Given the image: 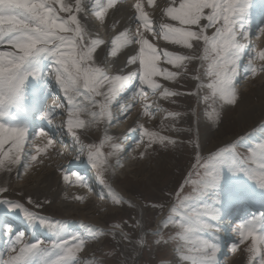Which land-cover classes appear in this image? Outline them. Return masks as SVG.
Masks as SVG:
<instances>
[{"label": "snow or ice", "instance_id": "6c2138e0", "mask_svg": "<svg viewBox=\"0 0 264 264\" xmlns=\"http://www.w3.org/2000/svg\"><path fill=\"white\" fill-rule=\"evenodd\" d=\"M116 0H95L89 5L88 0H75V4L65 3V0H0V166L17 165L25 154V145L28 141L29 130L25 126L11 125L5 122V116L10 115L11 110L21 105L24 100V90L29 79H37L43 75L38 69V63L44 57L50 62L48 77L53 79L63 93L64 103H58L55 107L64 108L67 105V132L72 135L76 145L80 138L74 131L75 128H83L85 121L80 119V112L91 105L100 111L91 112L93 121L97 117L103 118L107 111V119L112 121L111 106L127 89L132 88V98H141L144 102V115L154 116L156 111H165L166 119L172 122L171 132H190L191 128L181 129L180 123L184 121L188 113L178 110H168L148 104L149 90L152 95L159 93L160 98L167 101L171 106H177L181 98L191 99L196 97L198 107L191 109V115L199 118H207L214 123H223L221 113L217 111L219 105L228 111V107H238L241 98L235 87V80L239 74L240 61L244 56L246 45L241 39L247 40L249 33L245 22L251 8L250 0H171L163 10V15L168 22L153 26V21L144 11L141 0L134 5L135 21L142 25L144 32L152 34V37H162L172 46H178L177 50H161L144 32L129 35V29L121 31L110 41V50L107 55L119 59L124 55L121 49L129 45H138V49L131 48L125 60L128 65L127 74L108 75L105 70L97 66L98 49L106 45L102 39H86V30L81 23L78 14L87 12L89 6L96 18L105 21L107 10L114 7ZM149 5L153 0H148ZM61 13L67 14L66 16ZM211 32V34H209ZM264 32V29H261ZM203 45V55L198 54V48ZM119 54V55H118ZM260 60H264V51L258 54ZM254 57L249 56L245 66V74L255 75L257 68L253 66ZM208 61L204 75L208 78L205 84L195 62ZM192 65V67H189ZM259 71L264 72V67ZM190 76L191 87L195 91L181 92L177 90L181 81L189 84L185 77ZM210 90V92L208 91ZM102 97L103 99H97ZM203 102L204 109L199 111V103ZM86 102V103H85ZM121 110L130 109L131 105H120ZM54 108L48 107L44 111L43 119L51 123ZM126 118V117H125ZM142 133L141 142L144 151L141 158L147 156L148 150L154 146L167 151L169 148L176 149L184 145L179 138L170 135H162L159 131H150L140 126ZM38 136L47 135L41 130ZM146 138V140H145ZM239 136L232 141L223 142L224 146H218L208 155H202V142L200 133L197 141L191 143V151L194 153L195 162L190 165V170L183 175L172 191L162 193L164 199H154L156 203L151 210L165 207L163 201L168 202L171 214L179 219L175 221L179 238L190 242L193 235L215 229L211 221L216 215L215 206L208 208L204 201L195 206L193 202L203 196L209 189L217 188L223 180L225 170L234 174H244L264 189V143H257L249 149L247 155L237 151V145L243 140ZM52 144V140H48ZM119 147V145H115ZM44 149H37V154ZM83 151V148H80ZM122 152L123 149L121 148ZM32 161L37 160V155H32ZM102 153L94 145H89L88 160L96 169L97 178L102 186H107L105 173L108 171V160L101 161ZM259 161V167L254 168L251 162ZM9 171L11 168L9 167ZM64 181L69 180L68 174L63 176ZM77 180H83L77 176ZM186 189H190L186 192ZM7 189H0V193H6ZM108 195L112 197L116 205L128 204L129 209H135L132 201L117 196L108 186ZM173 197L175 199H173ZM152 199V198H149ZM0 203L8 205L9 211H19L30 223L38 222L55 233L61 231V222L46 219L29 211L24 205L10 200H0ZM29 204L36 208L41 204L33 202ZM145 216L139 220L133 219L129 224L122 221L113 225L110 232L89 229L87 237L73 235L70 239L59 237L47 244L43 240L27 242L23 232L17 233L11 240L5 254H0V264H79V254L87 246L88 239L99 242V238L111 235L112 240L120 236L122 242L133 245L136 250L143 251L146 243L140 236L141 232L147 236L148 228L153 222V217L147 215L149 208L144 206ZM127 211V210H125ZM171 217H169V220ZM258 223L264 227V216L259 221L256 217L241 222L237 226L240 236L238 243L231 245L235 252L239 244L250 241L246 251L250 262L258 261L264 264V231L258 228ZM163 227H169L168 220L162 222ZM127 229V231L125 230ZM10 233L11 229H7ZM98 233V235H97ZM159 234V229L155 230ZM159 244L160 241H157ZM167 243V241H164ZM194 255H185L183 260H191L192 264H216L215 257L219 252L216 243L207 240L197 241L196 245L189 249ZM115 253L111 261L101 259L97 264H136L135 261L124 259ZM131 257V252L124 253Z\"/></svg>", "mask_w": 264, "mask_h": 264}, {"label": "rangeland", "instance_id": "374dc122", "mask_svg": "<svg viewBox=\"0 0 264 264\" xmlns=\"http://www.w3.org/2000/svg\"><path fill=\"white\" fill-rule=\"evenodd\" d=\"M122 1L126 3V1L130 2L132 0ZM167 1L168 0H154V3L152 5L145 4V8L148 10L147 12H150L151 16H154L150 19L153 21V26L156 28H158L159 24L168 22V18L165 19V16L161 15L163 14L161 8L163 10V6L166 7V5H168L169 1ZM250 3V12L245 22V26L248 30L249 36L246 41L243 39H241L240 41L241 43L247 45V49H245L247 50V52L244 53V59H241L240 61L239 69L241 72L242 70L243 72H245V66L248 63L249 56L254 57V59L252 60V64L257 68V73L254 76H252L250 73L244 75V78L242 79V81H244L241 85V93H247V89L249 88L254 89L252 103H255L259 101L258 99L260 98V95H264V83H262L264 80V72L259 71L261 67H264V60H260L258 56L259 52L264 51V32H260L261 29H264V11H262L261 9L259 13H255L257 15L259 14L261 17L258 18L253 24L251 22L254 17H251V14L254 11L256 12L258 6H260L261 4L264 5V0H250ZM61 15L66 16L67 14L61 13ZM131 19H134V21L132 23H129L126 27V29L130 30L129 35L133 36L137 32H143L142 25L135 21V10H133ZM83 22L84 20L81 21V23L86 30V39L99 38L107 42L106 45L102 46L103 55H101V57L97 59V66H100L103 69L109 67L110 69L105 71L108 75L127 74L129 66L126 65L125 61L123 65L120 66L119 59L107 55V52L110 50L111 39H113L117 35V31H119V21L111 23L106 28L97 26L95 28V32L92 31V29L88 28L87 24ZM252 28H255V30L253 31ZM258 32H260L261 34H258ZM209 34H211V32H209ZM258 35H261L260 37L262 39L260 38V41H262L257 52L255 51V37H258ZM150 40H152L151 42L161 50H163L164 48H167L170 51L174 50L172 48H169L167 44H165V46L161 44L160 46L159 43L161 41H164L162 37H151ZM252 40H254L255 42ZM252 46H254L255 48ZM133 47L138 49L139 46L129 45L126 47V49L129 50ZM197 51L198 54L203 55V45H201ZM40 61L43 63V68L41 71L43 72V75L41 76L45 78V76H47L46 74L49 71L51 62L47 57H44ZM207 63L208 61H204L203 67H200L201 61L195 62L196 67L198 68V74L201 75L205 84L208 82V78L204 75ZM189 67H192V65H189ZM185 80H188L189 84L185 85L184 82L181 81V86H178L177 90L181 92H187L189 90L195 91L196 89L194 87H191V83L194 82L191 81L190 76L185 77ZM133 91L134 90L132 89L127 100L125 102L121 101L122 103L120 104L131 105L130 109L122 111L120 106L115 107L114 104H112L110 111L113 119L111 122H109L107 119V111L105 112L103 118L97 117L96 120L93 121L90 113L93 111L99 112L100 109L98 107L93 108L91 105H87V107L80 112L79 118L84 120L88 124H92L93 130L90 132L85 131L84 128H80L78 130V133L76 134L80 138L79 145H76L73 137L67 135V132L63 127L64 125H66L65 119L67 116V105H65L64 108H59L60 111L58 113H55V115H53L51 118V123H48L50 124V126H53L54 124L52 123L55 122L58 128L53 129V132H49V129H43V131L46 132L48 136L51 134V140L52 136H54L53 138H55V145L57 144L61 148H64L63 150L66 153L60 154L62 160L65 156L71 157L75 153H77L78 155V160L73 165H69L68 167H61L59 170L61 172L63 171L64 174H68L69 176V180L67 182L63 181L66 186V194H71L68 191L71 185H74L75 188L82 187L80 186V182H77L78 176L83 180L84 186L87 187L90 193H93L96 201H92V203L90 199H88V197L81 199V201L80 199L75 200L74 198H68L60 200V202L57 201L56 204L60 203L61 207L56 208L52 204L50 198H47L46 193H44L42 190L36 192L35 189H30V187H38L44 185L45 182L42 183V181L40 180H43V175H45L48 171L55 172L49 162H47L46 164L42 163L44 161H48L49 158L44 159L43 157L45 156H43L40 160L37 158L39 162L36 163L37 160L32 162L31 157L27 155L28 151L26 152V148L27 150L31 149V154L36 152L35 144L37 140L32 139L30 143L25 146V154L22 157H25V159H23V161L16 166V169L20 168L21 170H23L24 168H26V171H29L31 169L30 171L34 176L35 181H32V184H29L28 186L23 188L22 186L20 187V184L23 183L22 177L20 176V174L18 176L15 175L14 179L12 180L11 187H5L6 189L8 188L7 192L0 193V200H10L20 203L24 205L26 209L36 213L38 216H43L46 219L52 221H60L62 228L60 233L57 234L53 230L40 225L38 222L30 223L18 210L9 211L7 204L0 203V218L8 225L6 227L4 226L5 233H7V229L10 228L12 229V235L9 233L11 238L15 237L17 233L23 232L25 234V240L29 243L35 242L36 240H43L47 244H50L51 240L49 237H44V233L41 231H45V233L54 237L66 235L67 238L65 239H70L73 235L87 237L89 235V229L110 232L113 229V225L119 224L122 221H127L129 224H131L133 219H141L145 216L144 206H147L149 208L147 215L153 217V222L148 228L147 236H145L144 232L140 233V236L143 237L146 241L143 251L136 250V248L133 247V245L137 244V241L134 240L131 244L122 242L119 235H117L116 240H112L111 235L99 238V242L94 239H88L86 248L79 254V264H97V261L105 258L107 259V261H111L115 253L121 252V248H123V252L120 255L121 261H123L124 259H130L131 261H135L136 264H192L191 260L185 261L182 259V257L185 255H194V253H192L189 249L195 246L197 241L207 240L209 242L216 243V246L218 247V244H220L219 240L220 238H223L222 236L224 235V226L226 224V221L228 220L226 215L232 210V206L234 205L232 204L231 207L224 209L223 206L226 201L223 200L222 197L224 195L230 198L231 194L234 193L240 195V197L244 196L245 198V195L249 194L250 191L255 188V186H251V183H253V181L246 175L234 174L225 170L223 174V180L218 184L217 188L209 189L203 196L199 197L196 201L193 202L192 206H195L201 200L204 201L205 205L208 208H212L213 206H215L216 215L212 220L215 224V229L212 231L205 230L198 235H193L190 242H185L179 238L180 233L177 232L175 225V221L179 218L170 213L167 201H163L165 203V207L162 210L157 207L153 211L151 210V206L156 203V200L154 199H164L162 195L163 192L166 193L168 191L174 190L181 177L183 175H186L187 171L190 170V165L195 162L194 153L191 151L193 145L188 142L189 136L192 138V141L195 142L197 141L198 135L200 133L201 142L202 145H204V147L202 146V155L205 156L208 155L210 150L214 151L216 147L224 146L223 142H225L224 139L226 137L230 136L231 138L227 141H232L236 139L238 135L243 136V140L237 145V151L239 153L247 155L249 153V149L254 148L257 143H264V118L260 122L255 123L253 124V126L246 129V127L238 124L239 122L236 119L232 118L235 115V107L226 106L228 107V111L225 112L223 108L217 105L216 109L221 113V119L223 120V123H214L212 120H208L206 117L203 119H198V117L191 115V109L189 108V105H191L192 109L198 107L196 97H192L191 99L181 98L180 100H178L177 106L173 107L167 101L162 100L159 93H157L156 95H152L149 90L146 102L152 105V110H154L158 106L161 109L178 110L188 113V115L185 116L184 121L180 123L179 127L181 129H188L190 127L191 131L181 132L178 136L177 133L170 131L172 122L170 119L165 118V111H156L154 116H145L143 114L144 102L139 97L133 99ZM208 91L210 92V90ZM55 94L56 98H54ZM53 96L55 101L52 99L50 102H56L57 104L64 103L63 93L59 88H57ZM56 99H58V101H56ZM97 99L102 100L103 98L98 97ZM118 100L119 97L117 98V101ZM203 109L204 105L201 101L199 103V111L202 113ZM118 111H120V113H118ZM118 118L119 120H116ZM141 125H143L144 128H147L150 131H159L162 135H170L174 139H182L184 141V145L176 149L169 148L167 151L160 148L159 146H154L153 149L148 150L149 154L147 156L141 158L140 153L144 151V144L141 142ZM98 126H100V128ZM107 127L113 128L111 130L117 133L110 136L106 135L105 130ZM216 129L219 133L214 135L213 132ZM127 135L131 136L130 139L132 140V142L130 144L128 152L120 154V145L125 141V137ZM31 144L34 145L32 147L33 149L29 147L32 146ZM124 144L125 142L123 143V149ZM89 145H94L95 148L99 149V151L102 153V156L100 158L101 161L105 158L108 160V171L105 173L107 186H102L99 183L96 169L92 167L89 160L85 159V157L88 158L89 156ZM115 145H119V147H115ZM80 148H83V151H80ZM50 153L46 152L45 154H47V156H50ZM83 162L87 163L88 165L85 167H79L77 163ZM27 164H31L32 166L35 164L34 166H36V169L32 171V167ZM256 165L259 166V161L251 162L252 167L256 168ZM75 171L77 173H74ZM149 172L152 173L151 177L148 176ZM248 182H251L250 185ZM231 183H233V190H230ZM58 184L59 180L57 182V185ZM108 186L112 188L113 192H115L117 196L123 197L126 201L130 199L132 203L136 205L135 209H129L128 204H114L112 197L108 195ZM238 186L239 189L235 190V188H238ZM9 188H13V190H9ZM189 190L190 189H186V192ZM29 198H31L33 202L41 204L42 207L36 208L34 204H29ZM173 199L175 198L173 197ZM86 202H89V205L83 210L82 206H84ZM66 205H69L70 208L68 207L69 209H66ZM73 206L74 208H72ZM263 210L264 208L261 211L263 212ZM79 212H82L83 216L87 219H81V217L78 215ZM57 215H65L66 218H57ZM169 217H171L170 220ZM11 218L14 219L11 222L14 224L9 223L8 220H11ZM92 219H95V222H93L94 220ZM165 220H168L169 223V227L167 228L163 227L162 225V222ZM25 223L33 226H31L29 233H27L29 230L25 227ZM157 228L159 229L158 235L155 234V230ZM125 230L127 231V229ZM32 231L34 232L33 236H35L33 238ZM225 240L228 241V239ZM239 240L240 238L231 241H233L232 243H238ZM157 241H160V243L158 244ZM164 241H167V243H164ZM248 242L250 241H247L244 244H239V247L235 252L231 250V243H229L228 249L230 251H227V253L223 255L218 264H225L226 261L231 260L232 258L237 256V254L246 246ZM127 252H131V257L125 256L124 253ZM4 253H6V251ZM242 264H258V261L250 262L248 254L247 259Z\"/></svg>", "mask_w": 264, "mask_h": 264}, {"label": "bare ground", "instance_id": "6f19581e", "mask_svg": "<svg viewBox=\"0 0 264 264\" xmlns=\"http://www.w3.org/2000/svg\"><path fill=\"white\" fill-rule=\"evenodd\" d=\"M168 1L167 2L169 4L171 2V0H168ZM136 2H137V0H132V1L126 2L124 4H120V3H116L115 2L114 7L107 10V15H106V18H105V21L104 22H98L99 19L96 18V17H94L95 14L92 11L91 7L87 10V12L80 13L78 15H79L81 21L84 20L85 24H87V27L90 28V29H92V31H94V32H95V28L97 26H99V27L102 26L103 28H106L111 23H114V22L119 21V24H118V30L119 31H117L118 32L117 35H118L121 31H125V29H126V27L128 26L129 23H132L134 21V19H131V16H132L133 10H135V8H133V7H134V5H135ZM65 3L73 4L74 5L75 4V0H73V1L72 0H65ZM92 3H95V0H91V4ZM141 3H142V6L144 8V11L148 14V16L150 15L149 18H151V17L153 18L154 16L153 15L151 16V13L149 12L150 13L149 14L147 12L148 10L145 8V4H147V5L149 4L148 3V0H141ZM167 6L168 5H166V7ZM163 7L165 8V6H163ZM261 9H262V11H264V5L263 4H261L260 6H258V8H257L258 12ZM163 10L161 8L162 13H163ZM161 15H163V14H161ZM254 16H255V11L251 14V17H254ZM166 18L167 17L165 16V19ZM258 18H259V16L256 17V20ZM256 20L254 19V22H251V21L250 22L253 24V23H255ZM254 30H255V28H253V31ZM143 32H144V29H143ZM260 32H258V34H261ZM144 34L147 35L151 39L152 36H151L150 33L144 32ZM260 36L261 35H258V37H255L256 39L254 38L256 42L254 40H252V41H254L256 43V45H255L256 48L254 46H252V47H254L255 48V51H257V52H258V48L260 46V43L262 41V40L260 41V38H261ZM262 37H263V35H262ZM96 38H98V37H96ZM159 44H160V46H161V44L164 45V46H165V44H167L169 46V48H172L174 50H177V48H178V46H172V45L168 44L166 41H161ZM129 50L126 49V48L125 49H121V52H123L124 55H119L118 54L119 55L120 66L123 65V63H124V61H125V59L127 57V53H128ZM245 52H247V50H245ZM101 55H103V47L102 46L98 49V57H97V59H99L101 57ZM242 59H244V56H243ZM109 69H110L109 67L104 68L105 71H107ZM244 75H246L245 72H243V70L241 72L240 69H239V74H238V76L236 77V80H235V87H236V90H237V92H238V94H239V96L241 98V102H240V104H239L238 107H235V109H236L235 115L232 118L236 119L239 122L238 124H241V126L246 127V129H248L249 127L253 126V124L260 122L264 118V95L263 96L260 95V98L258 99L259 101L255 102V103H252L254 89L249 88V89H247V91H248L247 93H241V85H242V83L244 81V80L242 81V79L244 78ZM45 81H46V83L43 84V85H41L42 84L41 80L39 78L37 79L36 83H38L39 86L35 90V92H36V94L41 95V96L45 93L44 94V97H46V99L47 98H53L54 97L53 96V94H54L53 93V89H57V88H59V86H57L56 85V82L53 79H51L50 77H48V75L46 76ZM50 82H54V85L52 87L49 86V83ZM262 83H264V80H263ZM47 84H48V87H47ZM263 86H264V84H263ZM131 90H132V88H129L121 96H119V100L116 101L115 103H113L114 106L115 107H119L122 102H125L127 100L128 96H129V93H130ZM50 104L51 105L48 106V107L54 108V112L52 114V116H53V115H55V113H58L60 111V109L57 108V107H55L57 105L56 102H50ZM118 113H120V111H118ZM52 116H51V118H52ZM119 118L116 119V120H119ZM39 119L41 120V124H40L41 126H40V128H42V129H38L36 132H33V135L35 133H38L41 130L45 129V127H47V126H49V132H53L54 131L53 129L58 128L57 125L55 124V122L52 123V124H54L53 126H50V124H48L49 123L48 120L43 119L42 115L39 117ZM67 119H68V114H67L66 119H65V124L66 125L63 126L66 132H67ZM89 124L85 122V126L83 127L85 129V131H87V132H90V131L93 130L92 129V126L93 125L92 124L89 125ZM98 127L100 128V126H98ZM101 127H102V125H101ZM79 129L80 128H75L74 131L76 133H78V130ZM111 129H113V128H108V127L106 128V130H105L106 135L110 136V135H113V134H116L117 133V132L115 133V131H113ZM246 129H243V130H246ZM116 131H117V129H116ZM213 133H214V135H216L219 132L216 129V130H214ZM220 133H221V131H220ZM67 135L70 136V137H72V135L69 134L68 132H67ZM130 137H131L130 135H127L125 137L124 149H123V143L124 142L120 145V149L122 148L124 150L122 152L120 151V154L121 153L123 154V153H127L128 152L129 147H130V144L132 142V140L130 139ZM230 138H231L230 136L229 137H226L224 139V141H227ZM35 139L37 140L36 141V144H35V146H36V152L33 153L32 155H37V158L39 160L43 156H45V157H43L44 159H48L49 158L48 161H44L42 163L46 164L47 162H49L51 164V167L54 169L55 172L48 171L45 175H43V180L42 179L40 180V181H42V183L45 182V184L44 185H41V186H38V187H30V189H35L36 192H39L40 190H42L44 193H46V197L47 198H50V200L52 201V204L56 208H60L61 207L60 206V203L59 204H56L57 201L60 202V200L68 199V198L69 199L70 198H74L75 200L80 199V201H81V199L88 197V199H90L91 202L92 201L95 202L96 201L95 200L96 199L95 196L93 195V193L92 194L90 193V191L87 189L86 186H84L83 183H80V186H82L81 188H75L74 185H71L73 187L70 186V188L68 190L71 194H68V195L66 194V191H65L66 190V186L63 183V181H64L63 176L65 174H64L63 171L61 172L59 170H60L61 167H68L69 165H73L78 160L77 153H75L71 157L65 156L63 158V160H62L61 157H60V154L61 153H66L63 150L64 148H61L57 144L55 145V143L53 144V142H52L51 145H49L48 144V140L51 139V138H50V136H48V134L45 135V136H39V138H38V135H36ZM30 140L28 138V141H27L26 145H28L30 143ZM52 141H53V139H52ZM60 144H62V143H60ZM202 146L204 147V145H202ZM37 149H44V151L39 152V154H37ZM47 150H50L51 153H50V151H47ZM27 151L29 153L31 151V149H28L27 150V148H26V152ZM46 152H49L50 153V156H47V154H45ZM22 157H23V155H22ZM22 157H21V162L23 161V159H25V157L24 158H22ZM38 159H37L36 163L39 162ZM85 159L88 160L87 157H85ZM32 162H34V161H32ZM83 163H77V164H78L79 167H81V166L82 167H85V166L88 165L87 163H84V164ZM257 164H258V162H257ZM17 165H8L7 162H6L5 165L0 166V189L1 188H5V187H11V183H12V180L14 179L15 175L18 176L19 174H20V176L23 179V183L20 184V187L22 186L23 188H25L29 184H32V181L33 182L35 181V178L32 175V172L30 171L31 169L29 171L28 170L26 171V168H24L23 170H21L19 168L20 169L19 170V169H16V166ZM27 165H30V167H32V169H33L32 171H34L36 169L35 168L36 166H34L35 164L33 166L31 164H27ZM116 165H119V164H116ZM9 167L11 168L10 171L8 170ZM258 167L259 166H257L256 168H258ZM76 171L74 173H77ZM57 173H58V175H57ZM151 175H152V173L149 172L148 176L151 177ZM58 180H59V184L57 185ZM77 182H79V181H77ZM250 183H249V185H250ZM232 184L233 183H231V185L229 184L230 185V190H233V185ZM251 186H253V187L255 186V188L252 189V191H250L249 194L245 195V198H244V196L240 197V195L234 194V193L231 194L230 198H228V197H226L224 195L222 197V199L226 201L224 203V206H223L224 209H227V208L231 207L232 204H234L232 206V210H233V208L235 206H237L239 204H243L244 203V207H243V210H241V208L239 209L240 210V214L238 215V218L237 219H232L231 220V216H229L228 217V220L226 221V224L224 226V231H223V234L224 235L222 236L223 238H220V240H219L220 244H218L219 252L216 255V257L214 258L215 261H216V264L219 263L220 259L223 257V255L225 253H227V251H230L228 249L229 243H231V245L234 244V243H232L233 241H231V240L240 238L239 233L237 231V226L241 222H246V221L252 219L250 217L248 218V214L249 215H252V214L254 215L256 213L257 214L256 218H257L258 221H259V219L261 217L260 214L262 213V211H261L262 208L261 209H258V210H252V206L258 205V207L259 206L264 207V189L260 188L254 181H253V183H251ZM10 189L13 190V188H9V190ZM236 189H239V186H238V188L236 187L235 190ZM7 195H8V193H7ZM89 202H86V204L84 206H82L83 210L85 208H87V206L89 205ZM68 207L70 208L69 205H66V209H69ZM72 208H74V206ZM232 210L228 214H230L232 212ZM94 213H98V212H94ZM67 214H69V213H67ZM78 215L81 217V219H87V218H85L83 216V213L82 212H79ZM57 216H56L57 218H62V219L63 218H66L65 215H57ZM262 216H264V215H262ZM12 220H14V219L13 218H11V220L9 219L8 220L9 223H11ZM92 220H94L93 222H95V219H92ZM211 222L213 223V221H211ZM233 224H235V225L233 226V229H232V225ZM25 225H26V223H25ZM5 226H7V224ZM31 226L32 225H30V224H27L26 225V228L29 230L27 233L30 232ZM257 226H258V228L261 227V225L259 223H258ZM261 228H263V227H261ZM41 232L44 233V237H46V238L49 237L51 241L56 240L59 237L67 238L66 235L59 236V237H57V236L54 237L52 235H49V234L45 233V231H41ZM10 234H11V232H10ZM33 235H34V232L32 231V238L35 237ZM12 239H14V237L11 238V236L9 235V232H7L6 234H3V228H2V223H1L0 224V248H2V249H0V254L1 253H4L7 250V248L10 246V243H11V240ZM225 239H228V241H226ZM250 243L251 242H248L246 244V246L237 254V256H235L231 260L226 261L225 264H242V263H244V261L247 259V256H248V252L246 251V249L250 245ZM230 248H231V246H230ZM37 264H38V262H37Z\"/></svg>", "mask_w": 264, "mask_h": 264}]
</instances>
